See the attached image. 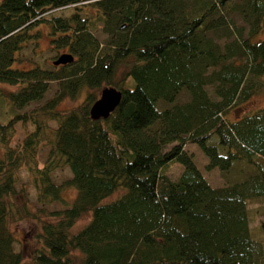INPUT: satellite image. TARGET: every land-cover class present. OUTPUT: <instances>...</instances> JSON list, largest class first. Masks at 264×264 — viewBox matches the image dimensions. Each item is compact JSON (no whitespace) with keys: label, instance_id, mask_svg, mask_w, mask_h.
Masks as SVG:
<instances>
[{"label":"trees","instance_id":"1","mask_svg":"<svg viewBox=\"0 0 264 264\" xmlns=\"http://www.w3.org/2000/svg\"><path fill=\"white\" fill-rule=\"evenodd\" d=\"M39 22L71 62L13 65L38 42ZM263 22L264 0L229 10L222 0H0V100L22 108L56 87L0 118V264H75L74 250L83 264H264L247 206L264 194V107L229 116L264 87V39L251 40ZM105 86L120 101L93 118ZM67 97L78 100L62 107ZM18 122L32 126L14 141ZM188 143L206 169L238 164L244 176L213 186ZM172 161L183 164L176 178L165 172ZM25 217L39 222L26 254L12 229Z\"/></svg>","mask_w":264,"mask_h":264},{"label":"rangeland","instance_id":"2","mask_svg":"<svg viewBox=\"0 0 264 264\" xmlns=\"http://www.w3.org/2000/svg\"><path fill=\"white\" fill-rule=\"evenodd\" d=\"M240 0H222V3L225 4V8L230 9L231 5L234 3H239ZM68 8H63L58 10L62 14L68 13ZM233 19L235 21V25L240 27L243 26V20L239 15L234 14ZM39 30L42 32L41 36L38 38V42H28L19 52L18 60L14 63V66H19L22 68L29 67L32 64V61L38 60L42 64L46 66L52 65V59L56 57L58 54L55 50L49 48L48 41V25L45 22H39L37 25ZM264 22L262 23V28L259 33L254 35L251 40H260L264 39ZM94 33L99 37V39L104 38V33L100 30V28H96ZM246 37V33L244 34ZM65 51V50H64ZM122 69V68H121ZM120 73V72H119ZM264 81V75H263ZM12 88V86H9ZM55 82L51 83L50 89L45 93L43 99L39 101H33L22 108H17L11 105L9 101L0 100V118L4 119L9 114L20 111H30L31 109L39 106L44 102L45 99L49 98L53 95L55 90ZM99 94V92H98ZM187 93H182V98L186 99ZM78 100V99H77ZM76 99H72L67 97L61 102L62 107H69L74 105L77 102ZM264 107V87L260 90L251 94L246 100L241 101L239 104L235 105L229 111V116L231 118H236L240 115H243L245 112H250L259 108ZM31 124H23L21 122L17 123V131L15 134L14 141H19L23 138L25 132L31 128ZM188 151L193 153V158L196 165L203 172L207 180L213 186H220L229 181L236 180L242 178L244 173L240 172V168L238 164H235L229 171L222 173L219 168H212L210 170L206 169V162L208 160L207 156L203 152V150L199 147L197 143H188L186 145ZM183 169V164L178 161H172L168 164L165 169V172L172 178H176ZM70 169L68 166L63 167L62 169H57L54 171V175L57 181H60L66 176L70 175ZM20 182L23 183L29 189V196L31 199L32 206L35 204V189L30 181L28 172L24 169L20 172ZM66 197H70L73 195V191L67 190L64 192ZM69 199V198H68ZM70 202V201H67ZM59 203H55L53 207L58 206ZM68 204V203H66ZM65 204V205H66ZM248 211L250 217V226L253 231V235L255 238L262 241L264 245V194L258 197L252 198L248 203ZM90 217V213L83 214L73 226V230L80 228L85 222L88 221ZM12 229L14 230L16 236L15 247L17 249H23L26 251L31 244L34 243V234L39 229V222L32 217H25L17 222L12 223ZM75 264H83L81 256L77 250L73 251L72 256Z\"/></svg>","mask_w":264,"mask_h":264},{"label":"water","instance_id":"3","mask_svg":"<svg viewBox=\"0 0 264 264\" xmlns=\"http://www.w3.org/2000/svg\"><path fill=\"white\" fill-rule=\"evenodd\" d=\"M73 59L74 55L71 52H62L53 59V64H64L71 62ZM121 95V90L114 86L103 87L99 96L91 105V116L93 118L106 117L116 107L120 101Z\"/></svg>","mask_w":264,"mask_h":264}]
</instances>
